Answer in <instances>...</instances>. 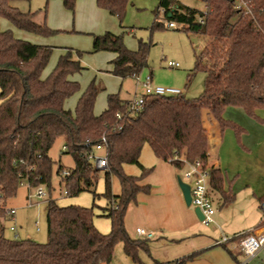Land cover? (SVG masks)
I'll return each mask as SVG.
<instances>
[{
	"label": "trees",
	"instance_id": "16d2710c",
	"mask_svg": "<svg viewBox=\"0 0 264 264\" xmlns=\"http://www.w3.org/2000/svg\"><path fill=\"white\" fill-rule=\"evenodd\" d=\"M12 1L16 0H0V19L30 34L47 37L55 33L44 21H36L39 12H21L11 5ZM202 1L207 6L204 16L203 12L176 0H157L151 27V30L164 28L157 20V12L162 11L168 22L180 25L185 33L207 38L205 47L199 53L194 52L193 72L205 75L202 93L195 99L183 95L145 96L137 111L130 110L128 101L121 100L118 94H109L104 111L95 115L99 89L94 82L81 94L74 112L67 110L66 99L79 91V85L69 77L84 70L80 62L67 51L59 57L52 72L43 77L52 48L17 39L12 29L0 27L1 193L7 200L16 195L19 174L28 178L32 189L46 186L50 191L52 162L48 153L56 139L61 138L62 153L73 161L68 175H62L61 166L56 171L65 195L74 197L91 191L95 199L97 176L104 170L103 196L107 205L102 210L110 221L109 233L102 234L94 227L92 208L59 207L49 197L45 201L46 243L6 239L5 228L0 226V264H109L118 242L134 264H145L139 254H149V240L131 238L124 227L128 206L139 193L150 192L149 185L141 184L149 172L139 163L143 146L148 145L156 159L180 170L184 165L174 158L182 151L191 164L206 163L207 157L199 149L203 109L211 112L221 130L230 127L236 132L240 129L222 117L226 107H239L251 117H255L257 109H264V0H245L250 13L238 17L231 0ZM61 2L67 11L73 12L76 0ZM128 3L129 0H95L97 8L118 19L124 15ZM41 13L45 19L46 9ZM199 17H203L202 24ZM147 50L148 45L139 42L137 50L130 51L120 36L110 32L92 35V52L114 53L111 74L122 80L147 67ZM98 145L102 147L100 152L96 150ZM91 154L105 155L106 168L96 169L89 159ZM124 165L138 166L141 174L126 175ZM110 174L119 180L118 196L110 194ZM209 186L223 195L224 203L233 199L232 194L222 190L219 170L209 169ZM221 247L227 250L226 245ZM227 252L240 263L237 259L240 254ZM192 257L165 263L151 260L150 264H186Z\"/></svg>",
	"mask_w": 264,
	"mask_h": 264
},
{
	"label": "rangeland",
	"instance_id": "374dc122",
	"mask_svg": "<svg viewBox=\"0 0 264 264\" xmlns=\"http://www.w3.org/2000/svg\"><path fill=\"white\" fill-rule=\"evenodd\" d=\"M176 1L190 9L204 11L205 4L202 0ZM157 4V0H129L124 15L121 19H118L116 16L109 15L104 10L97 8L95 0H93L92 8L88 6L78 7L76 0L73 12L67 11L61 0H51L49 2L46 0H16L11 2L12 6L18 8L21 12H39L36 21L39 23L44 21L46 27L55 33L47 37L30 34L14 29L5 19H0V27L5 29L8 25L12 29L15 38L34 45L52 48L51 56L42 73L43 77L52 72L60 56L65 55L67 51H71L72 59L78 60L84 68L83 71L69 77L70 81L79 85V91L66 99L64 103V107L71 112H74L79 97L92 82L99 89L93 110L96 115H100L104 111L107 95L118 94L121 100L131 101L137 91L141 92V88L136 87L134 77H127L122 80L111 74L110 62L115 58L114 53L106 51L92 52V35H102L105 32L120 36L123 45L130 51L137 50L139 42L148 45L147 67L137 75L141 81L146 76L151 75L153 86L178 89L182 92L184 98L195 99L203 91L205 75L201 72H193L194 52L199 53L205 47L207 38L196 34H187L176 23H174V28H167L168 21L162 11L157 12V20L164 24V28L151 30ZM44 8L46 9L45 19L41 13ZM167 62L178 63V67H168ZM256 116H258V119L248 116L239 107H226L224 109L222 117L231 119L243 130V132L236 134L230 127L220 129L223 131L222 155L229 160L225 165V169L227 172L233 171L234 168H238L237 170L240 171L238 175L231 172L227 173L230 179L233 178L232 187L235 199L233 203L229 202L224 208H220V201L217 195L214 194L211 203L215 210L214 224L205 226L197 221L199 229L193 240L208 238L213 241L222 236L230 239L237 234L253 230L263 221L264 213L258 206L257 195L250 198L252 192L243 185L246 181L250 183L254 180L256 169L258 170L263 166L264 172V144L255 148L258 139L262 137L264 141V109H257ZM211 118L216 121L212 114ZM62 145L63 140L61 138L56 139L48 153L52 162L50 191L46 186H42L43 191L47 193V197L38 199L34 196L35 189L27 190L25 186H19L16 195L7 201L9 207L16 209V215L14 222L3 221L4 237L6 239H31L37 243H46L47 206L45 201L49 197L54 199L59 207L74 205L88 209L92 208L94 227L102 234L109 233L110 221L103 215L102 210L107 205V200L103 196L105 192L104 170H100L97 176V184L94 190L97 197L95 199H93L91 191H83L74 197L66 196L64 185L60 183V177L56 174V171L59 166L63 170L72 168L73 161L69 155L62 153ZM237 147L240 152L238 155L235 153ZM139 163L149 170L144 181L151 188L153 183L158 179H162L163 176L168 174L167 172L171 174L174 182L175 176H182L184 172V169L175 168L170 163L162 164L155 158L148 145L143 146ZM244 166L250 167L252 172H244L242 170ZM123 172L134 177L141 174L139 167L136 165H124ZM109 191L112 196H118L121 192L119 180L114 174L109 175ZM28 196H30V200L27 201ZM140 196L138 194L135 202L128 206L124 217L126 233L131 238L135 237L136 239H143L135 232L136 227L140 224V221H138L140 219ZM183 209L189 210L184 205ZM193 209L190 208L191 211ZM35 223L37 224L35 225ZM11 225L16 226L17 237L9 231ZM138 227L142 228L141 225ZM151 232L154 233L155 237V232ZM232 244L234 252L243 257L236 242ZM139 258L145 264L150 263L145 253L141 252ZM242 260L245 261L246 258L243 257ZM109 264H134L125 255L121 242L115 245L113 257ZM249 264H264V254L262 253L260 257L252 260Z\"/></svg>",
	"mask_w": 264,
	"mask_h": 264
},
{
	"label": "crops",
	"instance_id": "0c3cea01",
	"mask_svg": "<svg viewBox=\"0 0 264 264\" xmlns=\"http://www.w3.org/2000/svg\"><path fill=\"white\" fill-rule=\"evenodd\" d=\"M92 3L93 0H77L78 7L88 6L92 8ZM5 29L11 28L6 25ZM255 118L258 119V116H256V111ZM223 119L229 123L235 124L231 119ZM201 124L203 127V133L201 135L199 149L201 153L207 157V166L209 168L219 170L222 176V190L224 193L233 195V199L230 201L233 203L235 199V194L232 187L233 178L230 179L227 173L231 172L232 174L238 175L240 171L237 170L238 168H234L233 171L228 172L225 169V165H227V161L229 160L228 158H225L224 155H222L223 131L220 130L217 122L211 118V114L207 109H203L201 111ZM237 127L240 129L239 132H236L234 129H232L236 134L243 132L239 126ZM263 144L264 141L261 137L256 141L255 148H257V146L260 147ZM237 148L235 149V153L238 155L240 152L239 148ZM160 162L162 164L168 163L162 161ZM242 170L244 172H252L250 167L246 166H244V169ZM255 171L256 175L254 180L250 183L246 181L243 183V185L244 187L249 188L248 190L252 192V194H250V198L257 195L256 200L258 206L260 207V204L264 203L263 166L262 168H259L258 170L256 169ZM167 173L168 174L163 176L162 179H158L153 183V186L152 188L150 187V192L148 194L139 193L141 196L139 198L140 219L138 221H140V224L138 226L141 225L142 228L147 229V231L155 232V237L149 241V254L147 255L150 260L149 262L151 263V260H157L161 263H165L176 261L183 257L193 256L192 259L186 264H237L227 252V250H229L233 254H236L234 252L232 243L224 244L227 247L226 250L221 246L215 245V242L219 241L221 237L213 241L212 239L210 240L208 238H199L198 240H193V237H195V234L199 229V226L197 225L198 220L195 217L194 212L190 210V208L193 207L186 208L189 209L187 211L183 209L184 203L176 181L174 182L171 178V174L169 172ZM144 180L141 184L149 185ZM214 194L217 195V198L220 201V208H224L225 205L229 203H224L223 195L220 192L212 190L209 186L208 196L211 203L214 199ZM138 226L136 229L140 228ZM260 226L261 224L256 228ZM133 238L136 239L135 237ZM262 253L264 254V251H260L249 261V263L252 260L260 257ZM242 258L243 257L239 255L237 259L239 262H242Z\"/></svg>",
	"mask_w": 264,
	"mask_h": 264
},
{
	"label": "built area",
	"instance_id": "2783aa9c",
	"mask_svg": "<svg viewBox=\"0 0 264 264\" xmlns=\"http://www.w3.org/2000/svg\"><path fill=\"white\" fill-rule=\"evenodd\" d=\"M233 3V8L238 16H242L250 13V6L245 0H231ZM207 6L204 7L203 16L206 14ZM198 21L202 24L203 17H199ZM167 28H174L175 24L172 22L167 23ZM168 67H178V63L167 62ZM136 80V87L141 88V92H136L134 98L131 101H128L130 110H139L143 103L145 96H174L182 95V92L178 89L172 88H163L159 86H153L151 83V76L148 75L144 80H140L136 75L134 76ZM102 143L105 144V138L101 139ZM65 149V147H63ZM97 151H101V145L96 147ZM89 159L93 161L94 167L96 169H105L107 165L106 156L102 154H91ZM174 160L182 163L184 165L183 175L180 176L181 179L188 183L191 187V207L198 208L202 214L203 220L201 224L208 226L214 224L213 216L215 210L212 207L211 201L208 196L209 188V167L204 162H195L191 164L187 159V154L185 151H182L179 155L175 156ZM16 164L15 162H13ZM22 163V161H19ZM13 164V165H14ZM31 169V168H30ZM62 175H68L67 170L62 171ZM19 186H25L27 190L32 189L27 177L18 175ZM1 189V184H0ZM34 196L38 199L46 198L47 193H45L41 186L35 188ZM65 194V192H64ZM30 200V196L26 198ZM7 199L4 198L0 190V226H4L3 221L9 220L11 222L15 221L16 209L9 207L7 205ZM260 209L264 213V203L260 204ZM37 223H35L36 225ZM38 230V228H37ZM9 231L14 234L15 237L18 236L17 228L14 225L9 227ZM136 234L146 240H151L154 237V233L147 231L143 228H137L135 230ZM242 252L243 257L246 258L245 261L240 262L239 264H248V262L254 258L260 251H264V219L261 222V226L250 230L247 233L237 234L234 237L228 239L225 236H222L219 241L215 242V245L221 246L228 243H235Z\"/></svg>",
	"mask_w": 264,
	"mask_h": 264
},
{
	"label": "water",
	"instance_id": "95a60500",
	"mask_svg": "<svg viewBox=\"0 0 264 264\" xmlns=\"http://www.w3.org/2000/svg\"><path fill=\"white\" fill-rule=\"evenodd\" d=\"M177 187L181 193L183 203L186 208L191 207V187L188 183L184 182L179 175L175 176ZM193 212L199 222L203 220L202 214L198 208H194Z\"/></svg>",
	"mask_w": 264,
	"mask_h": 264
}]
</instances>
